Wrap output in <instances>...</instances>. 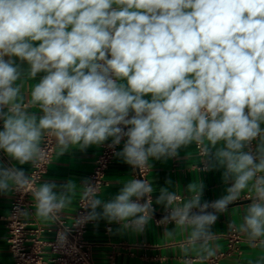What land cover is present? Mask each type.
<instances>
[{"label":"clouds","instance_id":"9594fccd","mask_svg":"<svg viewBox=\"0 0 264 264\" xmlns=\"http://www.w3.org/2000/svg\"><path fill=\"white\" fill-rule=\"evenodd\" d=\"M28 80L37 82L25 92ZM0 122V150L19 165L46 157V137L59 156L123 141L114 155L140 170L195 144L200 170L222 169L227 187L202 202L203 181L189 183L182 204L170 178L159 188L155 203L170 211L158 223L187 232L183 264L216 254L213 226L245 189L238 231L264 246V0H0ZM122 184L105 201L84 178L87 214L74 223L104 219L142 233L156 189L144 178ZM76 187L36 188L22 167L0 162V194L35 201L17 218L61 221ZM174 226L163 234L174 237ZM66 241L59 232L56 247Z\"/></svg>","mask_w":264,"mask_h":264},{"label":"crops","instance_id":"0c3cea01","mask_svg":"<svg viewBox=\"0 0 264 264\" xmlns=\"http://www.w3.org/2000/svg\"><path fill=\"white\" fill-rule=\"evenodd\" d=\"M36 82V80L24 82L23 90L25 92L30 91ZM30 111L38 112L39 108L33 106ZM0 130H2V122H0ZM108 142H111V140L103 144ZM103 144L89 146L84 150L71 148L62 156L58 155L59 149L55 145V153L48 172L39 183V186L44 181H55L58 185L66 183L69 179L77 182L72 204L65 210V213L61 214L62 218L68 222L73 220L78 200L82 196L83 189L79 183L92 173ZM120 150H122V147ZM0 162H3L6 166L22 167L28 174L34 164L19 165L10 160L2 150H0ZM150 164L151 167H149V173L145 179L152 183L154 189H156L152 194L155 209L153 219L146 225L142 233L122 230L119 224L109 223L104 219L92 220L87 230L86 240L92 246V257L95 264H183L181 249L187 238V232L180 226H174L167 222L158 223L170 211L166 210L163 205L155 203L159 188L167 186L165 181L170 178L173 182L172 190L180 198L177 203L182 204L191 195V192H187L185 189L189 183L198 184L200 180L203 181L205 188L202 202L204 200L211 202L220 198L227 187L222 180V169L200 170L202 164H200V155L195 144L186 150H179L177 157L161 160L153 159ZM133 178L140 179L138 168H133L115 156L107 172L106 186L99 194L100 198L105 201L110 200L123 186L122 183ZM249 195V190L245 189L241 193V198L235 204L230 205L226 212L220 214L213 226L216 239L212 243L217 246L216 254L227 253L221 264H249L250 261L264 255V246L259 244L254 246L246 235L238 231L239 224L242 223L243 216L246 213L247 205L251 202L248 199ZM11 203L12 191L7 194H0V264H13V257L8 250L6 228V218L10 212ZM29 212H34V208ZM25 220L27 222H37L43 228V239H53L55 226L51 220H44L36 216H31ZM173 226L176 229L174 237L163 234L165 227L171 229ZM233 232L238 233L242 241L233 252L228 254L227 235ZM196 255L197 252L194 250L192 256L195 257ZM197 264H201V262H197ZM202 264L205 263L202 262Z\"/></svg>","mask_w":264,"mask_h":264},{"label":"built area","instance_id":"2783aa9c","mask_svg":"<svg viewBox=\"0 0 264 264\" xmlns=\"http://www.w3.org/2000/svg\"><path fill=\"white\" fill-rule=\"evenodd\" d=\"M110 143L108 142L101 146L95 167L88 177L91 184L95 185L98 183L99 194L106 186L107 172L115 158L114 152L119 151L123 147V141L115 148L109 147ZM42 147L46 149V157L34 162L29 173L36 188L39 187V183L47 174L53 159L55 153L54 137H46ZM148 173L149 167L142 170L138 169L140 179H145ZM83 191L81 198L78 200L73 220L68 222L61 215L62 222L51 221L55 226V233L53 239L45 240L43 239L44 230L37 222H27L25 219L17 218L16 216L17 208L27 209L28 211L34 208V198L31 197L30 193L12 190V203L9 215L6 218V228L8 250L13 257V264H95L92 257V246L86 240L87 230L92 220H82L78 224L74 223L87 214V209L83 206L85 203ZM59 232H66L67 235V241L61 248L56 247L57 234ZM227 240L228 254L233 252L242 241L236 232L228 234ZM226 255L227 253L215 254L207 261H204V263L221 264Z\"/></svg>","mask_w":264,"mask_h":264}]
</instances>
